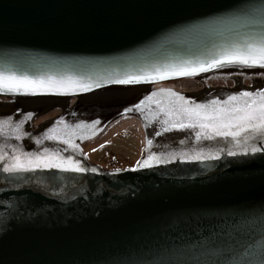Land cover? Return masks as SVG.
Segmentation results:
<instances>
[{
	"label": "water",
	"instance_id": "obj_1",
	"mask_svg": "<svg viewBox=\"0 0 264 264\" xmlns=\"http://www.w3.org/2000/svg\"><path fill=\"white\" fill-rule=\"evenodd\" d=\"M253 2L0 0V73L89 85L0 91V264H157L209 216L255 220L252 237L233 242L264 247V139H198L199 125L174 127L189 121L167 114L180 104L219 112L230 96L264 91V68L212 66L249 31L238 16ZM197 76L203 85L158 83ZM129 108L144 123L143 156L119 168L94 163L85 138ZM45 149L87 171H2L13 155Z\"/></svg>",
	"mask_w": 264,
	"mask_h": 264
},
{
	"label": "snow or ice",
	"instance_id": "obj_2",
	"mask_svg": "<svg viewBox=\"0 0 264 264\" xmlns=\"http://www.w3.org/2000/svg\"><path fill=\"white\" fill-rule=\"evenodd\" d=\"M238 19L244 22L245 27L249 29L239 43L225 49L220 54V59L214 61L212 66H223L224 62L236 63L243 67H261L264 68V0H254V2L241 10ZM206 68H199V71H206ZM196 71L195 69L192 70ZM179 75L190 74L187 71H180ZM163 79V77H161ZM138 82V78L132 77L117 80L115 83L131 84ZM70 87H80L83 90H89V85H65L62 82H49L29 80L27 77L17 78L12 75L5 76L0 73V91H31L35 93L39 90L63 89ZM175 95V94H174ZM183 101V97L179 98ZM236 101L235 104L230 102ZM215 105L216 101L211 102ZM139 109L140 105L135 106ZM175 115L177 118L183 117L189 123L182 121L173 123V126L180 128H195L199 125L201 131L197 132V138H212V134L217 136L239 137L242 133L246 134V139H255L259 136L264 139V91L257 93L243 92L237 96H230L225 102V107L219 112L215 107L211 112L203 105H197L195 108H189L183 104L174 107V111L167 113ZM31 116V113L28 114ZM0 122V127H2ZM164 123H168L165 121ZM211 130L210 132L208 130ZM170 129L165 128V131ZM159 135V133H157ZM152 145V141H148ZM253 153L260 151L252 147ZM28 154L13 155L4 163L2 171L4 173H25L36 169L71 170L76 172H85L87 169L80 166L79 162L57 159L47 154ZM229 155L235 156V152H229ZM199 159L200 157H195ZM2 159V157H0ZM155 160V157L149 156L142 162L143 167H151L149 161ZM157 163L166 161L156 160ZM140 162H138L139 164ZM135 170V169H133ZM93 172L96 169H92ZM27 183V181H25ZM264 217V210L261 211ZM196 225L197 238L174 249L167 258L161 259L157 264H264V247H258L255 242L240 244L233 242L236 237L249 235L252 237L257 229L256 221L242 216H222L205 217L207 223H203L199 217ZM215 221V222H213ZM260 225H264L262 220ZM255 230V231H254ZM260 234L264 238V226L260 227ZM192 253L191 257L187 253ZM258 258L252 259L257 256Z\"/></svg>",
	"mask_w": 264,
	"mask_h": 264
},
{
	"label": "rangeland",
	"instance_id": "obj_3",
	"mask_svg": "<svg viewBox=\"0 0 264 264\" xmlns=\"http://www.w3.org/2000/svg\"><path fill=\"white\" fill-rule=\"evenodd\" d=\"M171 82L203 85L200 76L158 83ZM116 112L103 123L100 131L86 137L84 142V149L92 161L105 168L134 164L143 156L147 143L140 115L130 108Z\"/></svg>",
	"mask_w": 264,
	"mask_h": 264
},
{
	"label": "bare ground",
	"instance_id": "obj_4",
	"mask_svg": "<svg viewBox=\"0 0 264 264\" xmlns=\"http://www.w3.org/2000/svg\"><path fill=\"white\" fill-rule=\"evenodd\" d=\"M97 129H98V128H97ZM97 129H96V130H97ZM96 130H95V131H96Z\"/></svg>",
	"mask_w": 264,
	"mask_h": 264
}]
</instances>
